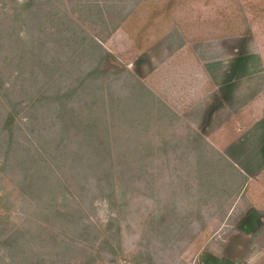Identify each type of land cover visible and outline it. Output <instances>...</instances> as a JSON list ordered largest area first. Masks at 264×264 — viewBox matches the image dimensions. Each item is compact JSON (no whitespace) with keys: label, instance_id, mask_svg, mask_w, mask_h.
Listing matches in <instances>:
<instances>
[{"label":"rangeland","instance_id":"1","mask_svg":"<svg viewBox=\"0 0 264 264\" xmlns=\"http://www.w3.org/2000/svg\"><path fill=\"white\" fill-rule=\"evenodd\" d=\"M241 5L264 10L262 0H0V264H207L201 251L221 253L241 177L161 99L160 43L223 36ZM63 104L76 112L68 122L109 145L110 180L85 164L72 173L83 131L70 130L64 154L53 149ZM26 168L41 175L25 181Z\"/></svg>","mask_w":264,"mask_h":264},{"label":"crops","instance_id":"2","mask_svg":"<svg viewBox=\"0 0 264 264\" xmlns=\"http://www.w3.org/2000/svg\"><path fill=\"white\" fill-rule=\"evenodd\" d=\"M233 7L221 21L223 36L161 40L160 97L204 132L241 177L231 202V211L239 210L234 229L221 253L209 247L200 259L264 264V10L256 5L254 16L241 5L236 16Z\"/></svg>","mask_w":264,"mask_h":264},{"label":"trees","instance_id":"3","mask_svg":"<svg viewBox=\"0 0 264 264\" xmlns=\"http://www.w3.org/2000/svg\"><path fill=\"white\" fill-rule=\"evenodd\" d=\"M96 46L97 48L99 47L100 50L107 52L98 43H96ZM138 82L142 86L140 87V91L137 93L138 100L141 101L143 105H146V100L149 96L152 95V92L149 91L146 87H145L146 88L145 90L143 88V86L145 85L140 80H138ZM120 110H121V114L126 115V117L130 116V111H131L130 107L126 106V109L121 108ZM74 113L76 112L70 111L68 115L65 109V104H63L61 108L59 109V112L56 115V117L61 121V123H60L59 129H56V132H58L57 134H59V136L54 139L55 144L53 145V149H55L56 151H59L60 154H64L63 150L61 149V143L64 142V140L68 141L70 139L71 137L69 134L70 130L75 129L77 133H79L80 131H83V133H85L84 142L79 143V148L77 149V151L71 150V149L68 151V154L73 157L72 162H71L73 169L71 171L72 173H74V170H76L74 169L75 167H77L79 164H85V166H87L88 169L91 170V173L97 176V179H98L97 182L102 184L105 182L104 180H110L112 176V171H111L112 161H111L110 147L108 144L106 145L101 144L98 139L94 138V135L91 132V130L87 128V126H90L91 124H87L86 126L85 122L82 121L81 122L82 128H80V125H78L77 123L68 122L67 117L73 116ZM90 113L96 114V112L92 110L90 111ZM121 118H124L123 115L121 116ZM98 136H100V132L98 133ZM64 145L67 147L66 144ZM84 145L87 146L86 149L83 148ZM11 148H13V143L8 142L7 153H10ZM223 158H224V162L229 164L236 171V169L233 167L231 162L228 159H226L224 156ZM39 175H41V172L39 170H37L36 173L33 172V174H31L30 170L26 168L24 178H25V181L27 180L31 181L33 176L34 177L36 176L38 179ZM29 185L32 187L31 184Z\"/></svg>","mask_w":264,"mask_h":264}]
</instances>
